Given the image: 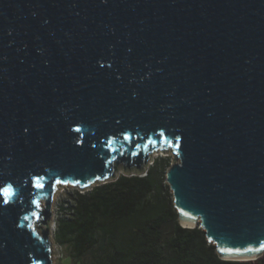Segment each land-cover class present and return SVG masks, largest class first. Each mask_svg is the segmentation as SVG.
<instances>
[{
	"label": "water",
	"instance_id": "1",
	"mask_svg": "<svg viewBox=\"0 0 264 264\" xmlns=\"http://www.w3.org/2000/svg\"><path fill=\"white\" fill-rule=\"evenodd\" d=\"M160 152L180 226L259 258L264 0H0V264H53L58 188Z\"/></svg>",
	"mask_w": 264,
	"mask_h": 264
},
{
	"label": "trees",
	"instance_id": "2",
	"mask_svg": "<svg viewBox=\"0 0 264 264\" xmlns=\"http://www.w3.org/2000/svg\"><path fill=\"white\" fill-rule=\"evenodd\" d=\"M169 167V158L159 159L144 174L75 191L56 240L78 264H248L221 260L202 230L180 226L165 184Z\"/></svg>",
	"mask_w": 264,
	"mask_h": 264
},
{
	"label": "rangeland",
	"instance_id": "3",
	"mask_svg": "<svg viewBox=\"0 0 264 264\" xmlns=\"http://www.w3.org/2000/svg\"><path fill=\"white\" fill-rule=\"evenodd\" d=\"M169 158L170 159V165H172V161L174 157L170 152H167L166 155H163L160 153H155L151 156V163H148L146 166V170L156 161L159 159ZM123 174L122 172H117V177ZM144 174V173H143ZM166 184V183H165ZM94 185L89 190L84 191L88 192L91 191L94 187L100 186ZM167 185V184H166ZM75 191H78L80 194L84 193L83 191L80 192L79 190H76L75 188H72L70 186H62L59 187L56 193L54 194L52 206H51V213H52V219L50 224V242L52 244V251L58 256H52V262L53 264H78L74 261L72 257V252L69 248V246H63L60 244L59 240H56L58 237V226L60 224L61 220L66 219L69 217V213L67 210V207H71L74 204V193ZM171 194V191L168 190ZM172 195V194H171ZM173 200V197H172ZM90 261V257H86L82 260L84 263H88ZM248 264H264V253L257 258L253 262H248Z\"/></svg>",
	"mask_w": 264,
	"mask_h": 264
},
{
	"label": "snow or ice",
	"instance_id": "4",
	"mask_svg": "<svg viewBox=\"0 0 264 264\" xmlns=\"http://www.w3.org/2000/svg\"><path fill=\"white\" fill-rule=\"evenodd\" d=\"M57 183H60V181H57ZM36 187H37V188H41L42 185H41L39 182H37V183H36ZM3 193H4L5 196H8V195H10L11 190H10L9 188H5V189H3ZM7 202H8L7 200L4 201V203H7ZM261 247L264 248V244H262ZM246 250H247V251H253V249H251V248L246 249ZM256 250L258 251V250H260V249H256Z\"/></svg>",
	"mask_w": 264,
	"mask_h": 264
}]
</instances>
